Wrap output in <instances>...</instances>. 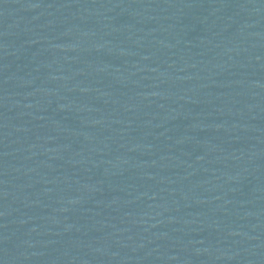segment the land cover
<instances>
[{"label":"water","instance_id":"1","mask_svg":"<svg viewBox=\"0 0 264 264\" xmlns=\"http://www.w3.org/2000/svg\"><path fill=\"white\" fill-rule=\"evenodd\" d=\"M0 264H264V0H0Z\"/></svg>","mask_w":264,"mask_h":264}]
</instances>
